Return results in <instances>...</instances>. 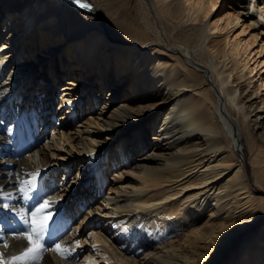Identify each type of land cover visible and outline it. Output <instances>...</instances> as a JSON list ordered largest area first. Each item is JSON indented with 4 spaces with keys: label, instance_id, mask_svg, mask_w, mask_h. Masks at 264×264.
<instances>
[{
    "label": "bare ground",
    "instance_id": "obj_1",
    "mask_svg": "<svg viewBox=\"0 0 264 264\" xmlns=\"http://www.w3.org/2000/svg\"><path fill=\"white\" fill-rule=\"evenodd\" d=\"M219 2L0 0V192L15 204V173L52 175L87 264H216L227 253V264H264V191L251 185L264 188V78L255 85L238 58L259 36L264 50V0H226L210 23ZM28 91L36 161L20 135Z\"/></svg>",
    "mask_w": 264,
    "mask_h": 264
},
{
    "label": "snow or ice",
    "instance_id": "obj_2",
    "mask_svg": "<svg viewBox=\"0 0 264 264\" xmlns=\"http://www.w3.org/2000/svg\"><path fill=\"white\" fill-rule=\"evenodd\" d=\"M72 2L82 9H92L90 3H82V0ZM187 2L191 3V0ZM212 7L214 11L216 5ZM261 11H264V8ZM260 19L264 21V16ZM44 172L45 170L37 168L27 172L24 177L19 173L14 174L16 184L13 188L19 194L15 204L10 203L14 199L11 192H0V198L4 200L0 204V218L12 217L7 220L0 219V264H41L45 254L49 252H56L61 258L67 259L81 246L79 239L74 242L75 248L67 247L60 239L64 234L61 230L63 209L57 211V207L62 203L63 197L56 200L49 195V191L55 189L46 184ZM76 179H79V173L76 174ZM69 187L71 184L64 182L61 190L67 191ZM91 215L92 213H89V216ZM16 217L22 225L20 228L15 226ZM87 220L88 217H85L80 223L84 224ZM96 247L93 245V248Z\"/></svg>",
    "mask_w": 264,
    "mask_h": 264
},
{
    "label": "rangeland",
    "instance_id": "obj_3",
    "mask_svg": "<svg viewBox=\"0 0 264 264\" xmlns=\"http://www.w3.org/2000/svg\"><path fill=\"white\" fill-rule=\"evenodd\" d=\"M224 1H226V0H220V2H219V5H217V8H215V10L213 11H211L210 12V14H209V16H207V20L211 23L220 13H222V11H223V2ZM257 18H258V15L256 16ZM240 28H241V26H239V25H237L232 31H231V36L229 37V40L231 41V40H233V38H235L234 37V35L240 30ZM225 31V29L224 30H222V32H224ZM240 34V36H243L244 38H248L249 37V34H250V30H246V31H244V32H242V33H239ZM260 36L259 37H257V39L255 40V42L254 43H252L250 46H248V50H247V52L248 51H250V53L247 55V57L243 60V58H244V56H246V53H242V54H240L239 56H238V58L241 60L242 59V62H244L247 58H248V63H247V65H249V68H252L251 69V71H250V73H249V75L251 76V78L253 79V83L255 84V85H258V84H260V83H262L261 82V79L262 78H264V50L261 52V53H257L256 51L258 50V46H259V43H260ZM256 59V60H255ZM255 61V62H254ZM46 62V61H45ZM43 63L42 62V66H47L46 65V63ZM258 62V63H257ZM257 63V64H256ZM53 65H56V62H55V64H54V62H53ZM40 67V66H39ZM57 67V71L59 72H61L62 71V69L61 68H59L58 66H56ZM59 72V73H60ZM246 72V71H245ZM37 73V71H34L32 74L33 75H31V77H35L36 78V74ZM21 78H24V76H22ZM19 82H20V80H19ZM37 82H40V79H39V81L37 80ZM34 85V84H33ZM24 88H25V86H23ZM23 87H22V85H19V90H22L23 89ZM27 94V96L30 94V96H31V99H30V97H26V99H25V101L26 100H28L26 103H25V106L24 107H26V108H28V107H30V110H29V112L27 111V113L28 114H26V112H24V118H23V128H24V130H22V131H24V132H26L27 134H28V136L30 137V142L32 143V146L34 147V149L32 150V152H34V155H36L35 157H34V160L36 161V160H38L39 159V157H37L38 156V152L42 149V144H41V142H40V135H39V132H37L38 130H40V129H38L37 128V123L34 121V115H32V114H30L31 112H33V109H32V107H33V105L32 104H30V102L33 100V104H34V96H37L38 95V93L37 92H31V91H28V92H26ZM257 95H263L264 96V85H262L260 88H259V92L257 93ZM17 102H18V100H19V92H18V94H17ZM33 97V98H32ZM18 106V107H17ZM15 105V104H13V107H15V110L17 109L18 110V108L20 109V111H21V107H23L22 106V104L19 106V105ZM24 107H23V109H24ZM16 110V111H17ZM152 118H148V121L149 120H151ZM22 121V120H21ZM47 133H48V131L50 132L51 130L49 129V128H47L46 130H45ZM31 135V136H30ZM116 143V142H115ZM115 143H113V145H115ZM245 145V144H244ZM237 147V154H238V156H239V159H241V161H242V163H243V166H244V168H245V172H246V176H247V178H248V180L250 181V182H253V172L251 171L252 169H251V163H250V161H249V153H248V149H247V146L245 145V146H241V145H237L236 146ZM38 150V151H37ZM108 156H110V152L108 151L107 152V158H108ZM45 168H46V166H45ZM73 171V170H72ZM72 173V172H71ZM60 174H61V176L63 175L62 174V171L60 172ZM57 177V176H56ZM52 178H53V176L51 175V176H48L47 177V179H46V183H48L47 185H49V187L50 188H53V189H55L56 190V185H54L53 184V180H52ZM55 180H56V178H55ZM254 186H253V185ZM53 185V186H52ZM251 185H252V187H253V189H254V192L256 193V194H262L263 192L262 191H264V188H263V186H261L260 184H256V183H251ZM79 186H80V184L78 185V188H79ZM256 186V187H255ZM55 190L54 191H49V193H51L52 195H53V199H55ZM104 190H108V188H107V185L105 186V188H104ZM104 192V191H103ZM79 193V190H77L76 191V193H74V195H77ZM86 207L84 206L83 207V210H82V212H84ZM61 208H59V209H57V211H59ZM263 209H264V207H263ZM263 215V217H261V220L262 221H264V213L262 214ZM65 220L62 218V221H61V223H62V231H63V235L60 237V239L65 243V245L67 246V247H70V248H75V246L73 245V243H72V236H70V231H71V229H70V225L69 224H65V222H64ZM68 225V226H67ZM252 231H251V233L253 232H255L256 230H257V228H250ZM86 230L87 229H83V232L82 233H84V232H86ZM247 231V230H246ZM250 231V230H249ZM259 230H257V232H258ZM257 234V233H256ZM86 250H84V252H82V253H79V249H76V251L73 253V255H72V257L71 258H67V259H65V258H61L60 257V264H64V261H66V264L67 263H69V264H87L86 262H85V260H84V258H83V255L85 254V253H87L88 252V250H89V246H88V244H86ZM230 254L231 253H227V258L224 260V258H221L220 256L218 257V258H216L217 259V262H216V264H227V263H234V262H232V260L231 261H227V259L230 257ZM95 256H96V254H95ZM97 258V257H96ZM99 261H103V259L102 260H100L99 258H97ZM103 262H98V264H102Z\"/></svg>",
    "mask_w": 264,
    "mask_h": 264
}]
</instances>
